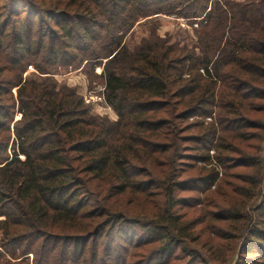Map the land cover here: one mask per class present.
<instances>
[{
    "label": "trees",
    "instance_id": "16d2710c",
    "mask_svg": "<svg viewBox=\"0 0 264 264\" xmlns=\"http://www.w3.org/2000/svg\"><path fill=\"white\" fill-rule=\"evenodd\" d=\"M160 13L197 23V45L156 34L124 43ZM81 67L104 78L116 120L74 88L25 77ZM257 100L264 0H0V248L33 264H84L97 236L100 264H264ZM50 242L63 243L62 259L50 260Z\"/></svg>",
    "mask_w": 264,
    "mask_h": 264
},
{
    "label": "rangeland",
    "instance_id": "374dc122",
    "mask_svg": "<svg viewBox=\"0 0 264 264\" xmlns=\"http://www.w3.org/2000/svg\"><path fill=\"white\" fill-rule=\"evenodd\" d=\"M241 1V0H238ZM129 9V6H127V10ZM22 19L25 21V12H22L21 14ZM21 19V18H20ZM38 20V18H37ZM21 21V22H24ZM27 22V21H25ZM28 23V22H27ZM39 23L37 22L35 25V28L32 30H27L28 34L31 35H37L39 32ZM44 25H48L47 27L50 28V21L44 20L42 22ZM42 24V25H43ZM31 26V25H29ZM51 26H53V23H51ZM195 28H198V24L195 23L194 25L190 24L189 21L183 17H179L176 14H155L151 15L147 18H142L138 22H135V24L132 26V28L128 31V33L125 35L124 43L129 46V48L133 49L134 47L138 46L144 38H150L153 35L156 34V36L161 38H169L170 43H179L180 45H188L190 47H194L197 45L198 42V34L197 31H195ZM11 27H9L10 31ZM45 32L47 30H44ZM201 31H204L201 30ZM103 35V33H102ZM40 36V35H39ZM31 37H29V40ZM40 40H44V43H48V36H46L44 39L43 37L39 38ZM98 43V41H97ZM42 44V43H41ZM90 47L96 46V42L93 44L90 43ZM49 71V73H41L33 68H30L26 73L25 77L27 78H33L38 81L45 80V79H51L53 82L57 84L58 87H61L62 85H67L71 88H74L78 91V93L82 94L85 102L91 106L92 112L95 115H100L103 117H106L110 121H114L117 119L116 112L111 108L108 107V104L105 101V89H104V78L97 77L96 75L91 76L88 67H81V68H73V69H67V68H59V69H53ZM92 97V99H91ZM86 98L88 100L86 101ZM260 102H263L264 100H257ZM183 125L186 123L183 122ZM197 131L196 129L190 130L189 132ZM186 132V133H189ZM187 145V144H185ZM262 154L264 156V142L262 143ZM237 171L243 172L245 168H237ZM194 170H189L184 173V175H191L194 174ZM92 206L89 204L87 207L82 208L81 213L87 214L88 212L91 213V210L96 209L97 202L95 200H92ZM90 202V203H91ZM126 208L132 210V212L137 213L139 212L136 210L135 204L130 203L129 201H126ZM149 208V205L147 206ZM178 208V207H177ZM180 211H186L189 217H195L197 211H193V209H185V208H178ZM198 209V208H197ZM81 215V214H80ZM83 220L84 217L81 218ZM91 220V219H89ZM101 218H94V222L100 221ZM84 222V221H83ZM203 224H198L195 227V233H198L200 229L203 227ZM197 235V234H196ZM2 237V231H0V239ZM97 236H94V238L88 242H85L84 245V253H83V260L87 259V262L84 264H91L94 261H98V264H100V257H102V253L104 250L103 242H100L97 240ZM53 242L49 243L50 246H54ZM62 245L63 243H59L56 245V249L53 252H50L49 257L50 260L56 261L59 258H63L64 251H62ZM72 245V244H71ZM72 249V248H71ZM0 250L6 255V251L0 248ZM77 252L80 253L81 250L78 251V249H75ZM98 252V254H97ZM74 253V252H73ZM81 254V253H80ZM71 255H73L71 253ZM29 256V257H27ZM27 257V258H25ZM66 257V255H65ZM96 257L97 259H93ZM23 258L26 259V261H21ZM82 260V261H83ZM36 261V256L33 254L24 255L22 258H13L11 255H6L1 257L0 255V264H33ZM56 263V262H55ZM54 263V264H55ZM63 263V261H62ZM235 259L231 258L228 264H234ZM71 264H75V262L71 261ZM82 264V263H80Z\"/></svg>",
    "mask_w": 264,
    "mask_h": 264
},
{
    "label": "built area",
    "instance_id": "2783aa9c",
    "mask_svg": "<svg viewBox=\"0 0 264 264\" xmlns=\"http://www.w3.org/2000/svg\"><path fill=\"white\" fill-rule=\"evenodd\" d=\"M91 99H92V97H91ZM88 100V98H86V101ZM88 102V101H87ZM109 107V106H108ZM110 109H111V107H109Z\"/></svg>",
    "mask_w": 264,
    "mask_h": 264
}]
</instances>
